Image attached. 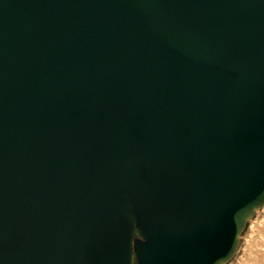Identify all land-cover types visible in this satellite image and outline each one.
Wrapping results in <instances>:
<instances>
[{
	"label": "water",
	"instance_id": "1",
	"mask_svg": "<svg viewBox=\"0 0 264 264\" xmlns=\"http://www.w3.org/2000/svg\"><path fill=\"white\" fill-rule=\"evenodd\" d=\"M264 206V0H0V264H224Z\"/></svg>",
	"mask_w": 264,
	"mask_h": 264
},
{
	"label": "rangeland",
	"instance_id": "2",
	"mask_svg": "<svg viewBox=\"0 0 264 264\" xmlns=\"http://www.w3.org/2000/svg\"><path fill=\"white\" fill-rule=\"evenodd\" d=\"M256 214L248 220L247 226L241 235L236 253L230 261L224 264H247V260L255 262L261 261L264 264V231L260 232L251 228L253 222L254 224H260L259 221L257 223L255 221L260 220L258 217L264 219V213L259 212Z\"/></svg>",
	"mask_w": 264,
	"mask_h": 264
},
{
	"label": "bare ground",
	"instance_id": "3",
	"mask_svg": "<svg viewBox=\"0 0 264 264\" xmlns=\"http://www.w3.org/2000/svg\"><path fill=\"white\" fill-rule=\"evenodd\" d=\"M259 212H262V213H264V206L261 208V209H259L258 210V212L257 213H259ZM257 215V214H256ZM260 220H257V221H255V223H257L258 221L260 222V224H254V222H253V224L251 225V228L252 229H256V231H260V232H263L264 231V219H261L260 217H258ZM254 260V259H253ZM257 261V260H256ZM261 262V261H260ZM255 262V261H249V260H247L246 261V263L247 264H263V262Z\"/></svg>",
	"mask_w": 264,
	"mask_h": 264
}]
</instances>
